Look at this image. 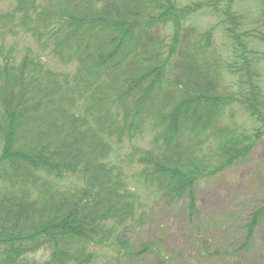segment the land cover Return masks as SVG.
<instances>
[{
  "label": "trees",
  "instance_id": "16d2710c",
  "mask_svg": "<svg viewBox=\"0 0 264 264\" xmlns=\"http://www.w3.org/2000/svg\"><path fill=\"white\" fill-rule=\"evenodd\" d=\"M14 7L0 15V264H89L93 246L134 253L122 230L136 218L138 196L109 161L114 140H134L151 123L153 147L136 148L129 162L143 166L140 178L163 198H186L193 213L199 182L248 157L263 135L227 123L234 120L228 106L258 101L261 92L245 51L241 65L208 57L213 29L200 33L187 24L203 5L16 0ZM261 9L264 19V0ZM168 25L170 41L162 32ZM15 30L75 60L76 75L45 68L41 52L30 48L18 62L4 44ZM259 39L264 43V31ZM226 72L250 97L223 85ZM252 107L264 121L263 103ZM212 137L220 143L210 169L202 149ZM71 175L80 183L58 185ZM263 221L264 205L250 216L244 246ZM41 249L50 251L48 260H29Z\"/></svg>",
  "mask_w": 264,
  "mask_h": 264
},
{
  "label": "rangeland",
  "instance_id": "374dc122",
  "mask_svg": "<svg viewBox=\"0 0 264 264\" xmlns=\"http://www.w3.org/2000/svg\"><path fill=\"white\" fill-rule=\"evenodd\" d=\"M174 1L181 7L204 6L192 14L187 24L200 33L213 29L212 53L208 55L210 59L241 65L244 58H240V54L245 51L243 55L249 59L251 80L257 83L261 97L258 101L252 99L250 103L236 102L228 106L226 116L229 117L232 111L234 120H227V123L236 125L246 135L253 136L257 131L263 135L248 157L199 182L197 207L193 213L189 211L186 198L174 201L163 198L140 178L143 166L137 161L129 162V155L136 148L153 147L155 131L151 123L134 140H114L109 161L120 166L128 189L138 196L136 218L127 222L122 230L124 239L134 253L127 254L124 249L114 245L93 246L89 249L93 254L89 264H264V221L257 227L251 243L244 246L250 216L264 205V121L253 116L249 109L261 103L264 106V62L260 58L264 43L259 39V34L264 31L262 0ZM15 3L16 0H0V15L13 10ZM229 28H233L234 33H230ZM162 32L170 41L172 26L168 25ZM234 34L239 37L238 41L233 38ZM4 44L8 50L13 47V55L18 62L30 48L34 52H41L45 68L71 77L77 73L75 60L63 61L50 50L43 51L31 33L21 30L8 32ZM223 77V85L230 87L229 91L238 92L241 99L250 97L248 87H244L242 95L238 76L226 72ZM219 143L218 138L212 137L203 145L206 165L210 169L217 165L215 151ZM78 183V177L71 175L59 181L58 185L66 188ZM49 257L50 251L41 249L30 255L29 260L44 262Z\"/></svg>",
  "mask_w": 264,
  "mask_h": 264
}]
</instances>
